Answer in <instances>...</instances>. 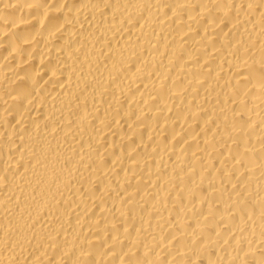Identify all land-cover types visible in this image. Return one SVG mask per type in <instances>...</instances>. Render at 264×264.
I'll use <instances>...</instances> for the list:
<instances>
[{"label":"bare ground","instance_id":"bare-ground-1","mask_svg":"<svg viewBox=\"0 0 264 264\" xmlns=\"http://www.w3.org/2000/svg\"><path fill=\"white\" fill-rule=\"evenodd\" d=\"M0 264H264V0H0Z\"/></svg>","mask_w":264,"mask_h":264}]
</instances>
